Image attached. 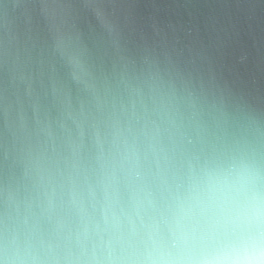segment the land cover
Returning <instances> with one entry per match:
<instances>
[{
    "label": "clouds",
    "instance_id": "1",
    "mask_svg": "<svg viewBox=\"0 0 264 264\" xmlns=\"http://www.w3.org/2000/svg\"><path fill=\"white\" fill-rule=\"evenodd\" d=\"M59 116L0 143V264H264V109L118 100L79 36Z\"/></svg>",
    "mask_w": 264,
    "mask_h": 264
},
{
    "label": "water",
    "instance_id": "2",
    "mask_svg": "<svg viewBox=\"0 0 264 264\" xmlns=\"http://www.w3.org/2000/svg\"><path fill=\"white\" fill-rule=\"evenodd\" d=\"M67 32L118 100L151 106L166 91L213 114L242 101L264 109V0H0V143L22 117L29 129L55 124L54 88L77 103L52 56Z\"/></svg>",
    "mask_w": 264,
    "mask_h": 264
}]
</instances>
